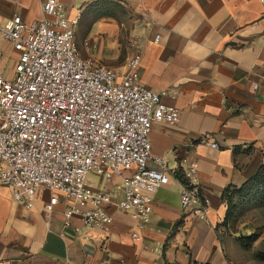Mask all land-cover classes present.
<instances>
[{
	"label": "crops",
	"instance_id": "obj_1",
	"mask_svg": "<svg viewBox=\"0 0 264 264\" xmlns=\"http://www.w3.org/2000/svg\"><path fill=\"white\" fill-rule=\"evenodd\" d=\"M59 1L69 18L81 12L79 21L95 4ZM95 5L88 38L96 49L83 50L82 56L115 68L136 56L140 82L168 91L163 101L177 109V120L154 122L149 140L152 154L166 157L173 175L154 194L147 226L113 204L110 223L88 228L82 215L87 202L61 199L49 210L53 194L41 189L27 208L0 184V264H245L238 236L221 230L227 212L223 194L264 165V0ZM15 16L28 23L41 20L42 4L0 0V23ZM124 24L133 47L123 51L117 38ZM18 58L12 44L0 39V74L12 77ZM193 162L200 179L198 202L208 205L207 218L181 209L183 178L174 173ZM93 174L97 179L89 182L97 189L106 186L118 201V182L105 184L103 175ZM72 207L77 212L66 225L64 213Z\"/></svg>",
	"mask_w": 264,
	"mask_h": 264
},
{
	"label": "built area",
	"instance_id": "obj_2",
	"mask_svg": "<svg viewBox=\"0 0 264 264\" xmlns=\"http://www.w3.org/2000/svg\"><path fill=\"white\" fill-rule=\"evenodd\" d=\"M39 1L41 20L15 16L0 23V39L19 53L13 76L0 74V184L27 208L41 189L53 194L49 210L61 199L85 201L88 228L110 223L113 204L147 226L154 194L173 175L168 159L152 154L149 135L154 122H175L177 109L163 101L167 90L140 82L138 57L115 68L82 56L81 12L71 19L59 0ZM91 173L103 175L105 184L118 182L119 200L106 186L95 188ZM174 176L183 178L182 211L207 218L208 205L198 202L197 163ZM76 212L65 211L66 225Z\"/></svg>",
	"mask_w": 264,
	"mask_h": 264
},
{
	"label": "rangeland",
	"instance_id": "obj_3",
	"mask_svg": "<svg viewBox=\"0 0 264 264\" xmlns=\"http://www.w3.org/2000/svg\"><path fill=\"white\" fill-rule=\"evenodd\" d=\"M93 8L94 5H91L87 11H84L85 13H83L82 19L76 27L77 43L81 54L83 50L87 53H93L96 49V43L88 38L89 26L94 19ZM126 27L127 25L124 24V28L120 30L117 38L123 51L129 46L133 47L131 36ZM108 39L113 40V37ZM88 178L91 180L97 179L93 173L89 174ZM261 196L256 200L245 194L243 197L235 196L236 208L233 216L227 225H221V230L224 233L238 237H254V241L250 246L243 247L245 249L243 263L245 264H264V196Z\"/></svg>",
	"mask_w": 264,
	"mask_h": 264
},
{
	"label": "trees",
	"instance_id": "obj_4",
	"mask_svg": "<svg viewBox=\"0 0 264 264\" xmlns=\"http://www.w3.org/2000/svg\"><path fill=\"white\" fill-rule=\"evenodd\" d=\"M98 2L99 1L93 3L96 4ZM95 4L93 5L96 6ZM244 194L246 196H251L254 200H256V198H258L261 195H262L261 197L264 196V165L260 166L257 173L249 180H247L245 184H243L241 187L239 188L229 187L225 190L223 196L227 204V212L224 221L221 224L222 226L227 225L230 218L233 216L234 209L236 208L234 197L235 196L243 197ZM238 240L243 247L244 246L248 247L253 243L254 237L252 236L238 237Z\"/></svg>",
	"mask_w": 264,
	"mask_h": 264
}]
</instances>
